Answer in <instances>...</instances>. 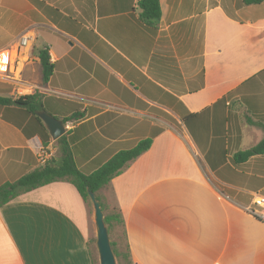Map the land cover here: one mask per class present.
<instances>
[{
    "label": "crops",
    "instance_id": "crops-1",
    "mask_svg": "<svg viewBox=\"0 0 264 264\" xmlns=\"http://www.w3.org/2000/svg\"><path fill=\"white\" fill-rule=\"evenodd\" d=\"M137 1L0 0V57L22 60L0 96L39 92L84 172L151 138L97 192L133 264H264V223L243 210L264 195V152L233 160L264 138V0H159L155 26ZM28 122L0 108V185L42 165L40 149L61 155ZM93 222L67 181L25 192L0 207V264H92Z\"/></svg>",
    "mask_w": 264,
    "mask_h": 264
},
{
    "label": "trees",
    "instance_id": "trees-1",
    "mask_svg": "<svg viewBox=\"0 0 264 264\" xmlns=\"http://www.w3.org/2000/svg\"><path fill=\"white\" fill-rule=\"evenodd\" d=\"M262 1L263 0H238V3L239 5H250L259 4ZM137 5L140 9V16L146 24L151 26L158 24L161 15L159 0H138ZM38 56L41 81L45 84L53 72V65L49 61V56L46 50H40ZM2 107L11 111L14 110V114L18 119H25L29 117L28 125L35 126V130L40 136L43 144H46L51 139L44 123L36 115V112L40 110L47 112L42 102V95L39 92L36 91L32 94H24L16 97L0 96V108ZM194 116L195 115L190 114L188 117H184L183 122L186 123L189 118ZM2 117L7 121H13V124H16L28 135L25 126L22 127L21 124H18L8 116V110L3 112ZM76 117H78V115H74L69 118ZM67 120L68 119H62V122L65 123ZM55 141L57 142L61 153L60 157H50L42 165L23 174L15 181L1 184L0 207L4 206L11 200H14L19 195L35 188L55 181H67L75 187L81 198L87 203L91 202L87 192L91 191L95 194L103 212V220L110 239L111 230L114 227L123 226V217L117 207H111L109 209L107 203H105L100 196L97 195V192L101 188L108 185L111 179L118 175L129 162L145 152L151 144V138L142 139L133 147L118 150L107 160L89 172H84L77 167L65 135L60 136ZM262 152H264V138L253 147L235 153L233 160L235 162L245 161L249 157ZM107 209L109 210L106 212ZM110 245L115 259L121 257L124 264H133L127 247L125 252H121L116 247V243L114 241L110 240ZM92 264H94L93 258Z\"/></svg>",
    "mask_w": 264,
    "mask_h": 264
},
{
    "label": "water",
    "instance_id": "water-1",
    "mask_svg": "<svg viewBox=\"0 0 264 264\" xmlns=\"http://www.w3.org/2000/svg\"><path fill=\"white\" fill-rule=\"evenodd\" d=\"M36 115L42 120L52 139L56 140L64 134L65 127L60 119L55 118L43 110L37 111ZM87 194L93 207L94 226L96 232L95 246L99 264H116L100 204L93 192L88 191Z\"/></svg>",
    "mask_w": 264,
    "mask_h": 264
},
{
    "label": "built area",
    "instance_id": "built-area-1",
    "mask_svg": "<svg viewBox=\"0 0 264 264\" xmlns=\"http://www.w3.org/2000/svg\"><path fill=\"white\" fill-rule=\"evenodd\" d=\"M31 36L28 33L20 35L18 44L20 47H27L30 43ZM22 60L8 58V53L5 56L0 57V80H9L15 82V84L22 83L18 76L21 73ZM41 156L40 162L46 161L47 153L39 150ZM243 210L254 217L255 219L264 223V195L254 194L251 198V203L248 206L243 207Z\"/></svg>",
    "mask_w": 264,
    "mask_h": 264
},
{
    "label": "rangeland",
    "instance_id": "rangeland-1",
    "mask_svg": "<svg viewBox=\"0 0 264 264\" xmlns=\"http://www.w3.org/2000/svg\"><path fill=\"white\" fill-rule=\"evenodd\" d=\"M11 89L12 88L10 86L6 85V84H3V83L0 84V94L1 95L7 96L8 93L11 92ZM88 204L91 207V210H93L92 203L89 202ZM109 209H110V206H109ZM109 209H107L106 212ZM95 235H96V232H95V226H94V222H93L92 235H91V239H90V243L89 244H90V249H91V253H92V258H93L94 264H99L98 254H97V250H96V246H95ZM110 240H112V241H114L116 243V247L118 248L119 251H121V252H125L126 251V247L124 245V240H123V237L121 235V228L120 227H114L111 230ZM115 261H116V264H119V263L120 264H124V261L122 260L121 257H119L118 259H115Z\"/></svg>",
    "mask_w": 264,
    "mask_h": 264
}]
</instances>
